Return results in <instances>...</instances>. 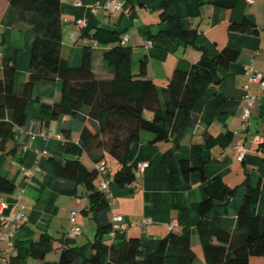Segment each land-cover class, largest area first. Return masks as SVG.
<instances>
[{"label": "crops", "instance_id": "crops-1", "mask_svg": "<svg viewBox=\"0 0 264 264\" xmlns=\"http://www.w3.org/2000/svg\"><path fill=\"white\" fill-rule=\"evenodd\" d=\"M106 1L60 0L61 55L75 63L79 60V50L76 46L74 48L75 43H90L94 48V72L100 77L108 76L111 74L110 69L102 55L110 44H99L83 34L92 32L96 27L116 29L123 33L122 37L127 34L123 42L132 47V72L137 74L140 60L146 58V76L156 84L163 103L162 89L174 70H189L200 59L201 50L192 44L179 46L173 51L148 44L146 28L149 26L156 31L163 0H119L121 6L114 10L106 7ZM7 5L8 0H0V78L3 76L4 57L15 55L13 87L17 91L29 75L33 34L25 23L12 26L1 22ZM166 10L178 15L184 26L197 28V44L206 46L210 54H216L227 44L239 49L237 59L229 68L219 69L222 80L216 92L208 91L194 104L193 110L198 115V121L191 130L182 134L175 154L176 161L189 156L192 142L202 141L205 132L211 134L215 142L205 151V175L208 178L218 175L229 186L239 185L248 176L252 185H260L257 211L264 214V141L257 143L253 140L257 133L264 138V89L257 84L250 86L256 98L251 106L249 126L245 131L240 128L244 83L247 80L245 65L252 62L255 69L264 75V0H171ZM244 18L255 22L258 28L256 33L229 28V23L240 22ZM78 20H84V24H79ZM61 90V80L41 79L34 90L39 100L33 98L26 104L25 123L11 129L3 127L0 133V173L15 184L12 192L0 190V215H14L19 211L26 214V219L19 220L13 229L0 218V232L11 230L9 241L0 240V264L55 262L64 246H77L85 256L93 251L91 242L96 223L91 212L80 213V234H66L71 210L78 209L81 212L83 207L89 209L84 185H77L76 194H67L54 188L56 182H64L53 174L52 157L74 156L65 151L63 129H69V138L77 142L81 126L74 117L66 114L55 117L48 108L41 105L42 101L51 103L59 99ZM143 114L148 119L153 117V112L148 109ZM183 118V109H177L173 116H165L160 122L169 140L153 143L154 133L142 130L139 139L132 143L129 156L131 165L135 168L141 161L147 165L131 184L120 185L116 181L110 183L108 219L112 221L113 216L122 215L123 220L122 228L114 236L109 232L103 235L105 242L135 236L140 239L142 247L156 249L160 239L171 229H182L178 223V210L181 207L190 212L186 224L195 228L192 205L205 196V181L199 171H194L188 181L172 191L167 168L161 161L163 152L172 145L171 139ZM240 137H244L247 148L242 159L238 157L236 149V141ZM2 138H5L3 142ZM79 157L86 166H94L95 162L85 151ZM103 158L107 161L108 173L113 175L119 166L118 162L108 154ZM26 170H30V173ZM236 207L234 199L229 205V212H214V215L220 216L221 224L227 229L235 226ZM194 234L195 231L191 242ZM41 237L49 238L50 248L43 256H38L32 252L31 247ZM197 244L200 246L198 237ZM195 245L192 242L197 253L196 263L204 264V257ZM9 250L15 253L9 255ZM10 257L11 262L8 261ZM166 264H176V260L169 257Z\"/></svg>", "mask_w": 264, "mask_h": 264}, {"label": "trees", "instance_id": "trees-1", "mask_svg": "<svg viewBox=\"0 0 264 264\" xmlns=\"http://www.w3.org/2000/svg\"><path fill=\"white\" fill-rule=\"evenodd\" d=\"M170 1L163 0L157 29L154 31L148 26L145 37L152 44L170 51L179 46L195 45L201 50V57L187 71L174 70L162 89V103L156 84L146 76V58L140 60L138 73L132 72V47L123 42L122 32L96 27L83 34L99 44H110L102 57L111 74L100 77L92 67L94 48L90 43H75L74 48L76 46L79 50V60L75 63L61 55L60 0H8L1 22L12 26L27 24L33 34V42L29 75L17 91L13 87L16 56L3 59L0 133L3 127L11 129L25 123L26 104L33 98L39 100L34 90L41 79L61 80L60 98L51 103L42 101L41 105L55 117L62 114L74 117L81 126L77 142L69 138V129H63L65 151L74 156L52 157L53 174L64 182H56L54 188L76 194L77 185L83 184L89 209L83 207L80 213L91 212L96 223L90 255H83L77 246H64L59 259L47 264H166L169 257H173L176 264H197V253L191 242L194 231L200 240L204 264H264V214L257 211L260 185H252L248 176L237 186H229L218 175L208 178L204 173L205 151L214 144L215 137L207 132L202 141L191 143L188 157L180 158L178 162L175 157L182 134L191 130L198 121L194 104L208 91L216 92L222 80L219 69H228L237 59L239 49L227 44L216 54H210L206 46L197 44V28L184 26L178 15L167 12ZM229 28L239 32L258 31L255 22L247 18L229 23ZM145 109L153 112L151 119L144 116ZM177 109H183L184 118L161 161L167 168L172 191L188 181L194 171H199L205 181V196L192 205L195 228L186 224L190 212L181 207L178 223L182 229H171L160 239L156 249L142 247L140 239L135 236L105 242L103 235L112 226L108 219L110 199L94 184L99 175L95 165L86 166L79 155L85 151L94 162L105 154L110 155L119 164L113 173V181L120 185L131 184L137 179L129 162L132 143L139 139L142 130L154 133L153 143L169 140L160 122L165 116H173ZM14 189V182L0 173V190L12 192ZM234 199L237 203L235 226L227 229L221 224L220 216L212 215V211L218 207L222 213L229 212ZM49 241L48 237H41L33 243L32 252L43 256L50 248Z\"/></svg>", "mask_w": 264, "mask_h": 264}, {"label": "built area", "instance_id": "built-area-1", "mask_svg": "<svg viewBox=\"0 0 264 264\" xmlns=\"http://www.w3.org/2000/svg\"><path fill=\"white\" fill-rule=\"evenodd\" d=\"M248 2H251L253 0H247ZM80 4L81 1H78ZM105 5L108 9L114 10L118 7L121 6V2L119 0H107L105 2ZM79 24H84V20H78ZM128 35L124 34L123 39H127ZM148 44H151V41H147ZM245 73L247 75V80L244 83V95H243V100H244V105L241 111V124L240 128L245 131L250 123L251 120V106L253 105L256 95L251 92L250 86L251 84H257L260 88L264 89V75L262 72L258 71L255 69L254 65L252 62L248 63L245 65ZM253 140L257 143H261L264 141V138L260 134H255L253 136ZM236 149L238 151V157L242 159L246 152L247 148L245 146L244 142V137H240L236 141ZM95 168L99 174V176H102L101 180L98 183V188L104 191L106 194L107 198H110L111 193H110V183L113 181V175L108 173V166H107V161L106 159L102 158L99 161L94 163ZM147 163L145 161H141L137 164V166L134 168V173L136 176H138L145 168ZM26 172L30 173V170H26ZM79 215L80 211L78 209H72L70 212V216L68 219V224L66 227V234L69 235H78L82 232V227L80 225L79 221ZM1 219H4L9 223V226L11 229H13L19 220H24L26 219V214L22 211L17 212L14 215H0ZM122 220L123 216L122 215H115L113 216L112 219V226L111 229L109 230V234L111 236H114L117 231H119L122 228ZM176 225V222L173 223ZM11 233V230L3 231L0 232V240H7L9 241V235ZM10 244V243H9ZM15 251L9 250V255L14 254Z\"/></svg>", "mask_w": 264, "mask_h": 264}, {"label": "rangeland", "instance_id": "rangeland-1", "mask_svg": "<svg viewBox=\"0 0 264 264\" xmlns=\"http://www.w3.org/2000/svg\"><path fill=\"white\" fill-rule=\"evenodd\" d=\"M99 181H100V176L98 175L95 179H94V184L97 186L98 185V183H99ZM237 197H238V195H237ZM216 210H220V208H214L213 209V211H212V215H214V212L216 211ZM194 233V232H193ZM192 233V234H193ZM196 233V232H195ZM197 234V233H196ZM196 234H194L193 235V240H192V242H193V245H195L196 244V239H197V235ZM198 243H199V245L200 246H198V244L197 245H195L199 250H200V253L203 255V252H202V247H201V244H200V240H199V238H198Z\"/></svg>", "mask_w": 264, "mask_h": 264}]
</instances>
